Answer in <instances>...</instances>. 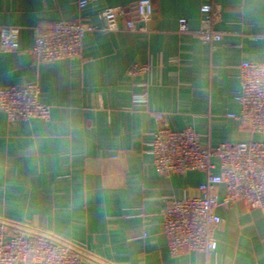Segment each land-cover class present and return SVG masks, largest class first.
<instances>
[{"label": "crops", "instance_id": "obj_1", "mask_svg": "<svg viewBox=\"0 0 264 264\" xmlns=\"http://www.w3.org/2000/svg\"><path fill=\"white\" fill-rule=\"evenodd\" d=\"M81 1L0 0V40L3 27L20 28L19 51H0V86L37 82L51 105L48 119L10 121L0 111V216L53 232L106 264H264V214L243 199L217 208L224 225L214 251L172 255L164 198L197 194L207 172L158 173L150 152L153 113L211 147L264 141L231 117L241 112L236 66L264 61V0H153L145 31L98 30L85 36L81 57L37 63L38 31L60 20L102 26L101 9L138 0ZM204 4L222 7V41L178 31L181 17L200 28ZM135 63L149 64V73L131 75ZM144 84L149 111L132 107ZM217 190L222 199L225 187Z\"/></svg>", "mask_w": 264, "mask_h": 264}, {"label": "built area", "instance_id": "obj_2", "mask_svg": "<svg viewBox=\"0 0 264 264\" xmlns=\"http://www.w3.org/2000/svg\"><path fill=\"white\" fill-rule=\"evenodd\" d=\"M80 3L81 6L86 5L85 0ZM201 12L199 29L193 30L189 20L181 17L178 31L192 33L205 42L222 41L224 33L215 28L221 19L222 7L204 4ZM154 15L153 0H138L134 7L116 5L101 9L102 26L85 21L60 20L37 32L31 53L37 63L79 58L87 34L98 30L116 32L121 28L145 31L143 23ZM19 37L18 26L3 27L0 51H19ZM236 67L241 81L236 95L241 112L231 117L242 121L252 133L264 134V61H243ZM149 70V64L135 63L129 73L146 75ZM132 107L150 110L146 84L133 94ZM0 111L10 121L48 119L51 105L41 100V86L33 82L0 86ZM153 114L157 126L150 142V152L158 173L170 176L194 170L207 172L206 181L197 187V194L164 198L163 232L168 238L169 250L172 255L214 251L218 246L217 233L224 225L223 217L217 213L219 206L243 199L251 208L260 209L264 214V141L252 139L211 147L203 143L194 129L173 130L161 113ZM216 167L220 169L219 173L214 172ZM219 186L226 190L222 199L217 190ZM84 261L106 264L53 232L0 216V264H82Z\"/></svg>", "mask_w": 264, "mask_h": 264}, {"label": "clouds", "instance_id": "obj_3", "mask_svg": "<svg viewBox=\"0 0 264 264\" xmlns=\"http://www.w3.org/2000/svg\"><path fill=\"white\" fill-rule=\"evenodd\" d=\"M69 151H71V146L69 145Z\"/></svg>", "mask_w": 264, "mask_h": 264}]
</instances>
